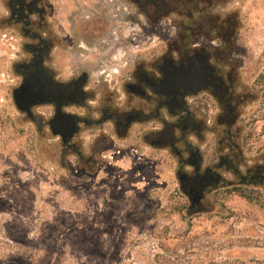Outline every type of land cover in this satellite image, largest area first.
<instances>
[{"label":"rangeland","instance_id":"1","mask_svg":"<svg viewBox=\"0 0 264 264\" xmlns=\"http://www.w3.org/2000/svg\"><path fill=\"white\" fill-rule=\"evenodd\" d=\"M7 1L0 0V264H264V186L221 189L205 209L191 210L176 152L149 146L136 129L96 154L91 135L98 132H85L77 145L82 156L62 159L60 140L40 132L14 103V65L27 41L10 25ZM47 4L62 35H81L86 26L102 31L61 62L67 73L91 70L93 81L107 70L108 85L117 70L128 77L136 61L158 55L178 24L198 26L202 9L227 21L242 98L232 132L247 162L264 161V0H188L184 15L158 20L131 0ZM207 142L197 146L214 147L210 135Z\"/></svg>","mask_w":264,"mask_h":264},{"label":"flooded vegetation","instance_id":"2","mask_svg":"<svg viewBox=\"0 0 264 264\" xmlns=\"http://www.w3.org/2000/svg\"><path fill=\"white\" fill-rule=\"evenodd\" d=\"M131 1L139 12L157 20L165 15H184L188 2ZM7 4L10 25L27 41L26 55L14 65L19 78L15 89L27 83L28 91L38 95L39 104L32 111L38 110L39 131L52 133L51 122L57 114L76 122V132L66 143L55 136L62 144L63 160L70 152L82 156L77 145L85 132H98L91 135L96 154L114 139H127L136 129L137 138L149 146L176 152L178 180L191 194L192 200L185 195L191 210L205 209L206 198L221 189L255 191L254 187L264 186V161L247 162L232 132L242 98L228 40L215 44L212 38V31L228 27L226 36L231 38V26L224 23L210 28L205 19L208 13L202 9L201 27L178 24L174 40L158 55L136 61L128 77L124 70H117L115 82L108 85L107 70L96 72L105 76L93 81L91 70L67 73L61 62L69 49L80 52L77 44L81 42L84 48L83 42L93 37L91 33L102 32L99 28L86 26L81 35H62L52 25L47 0H8ZM193 18L189 13L187 19ZM209 135L214 147L202 151L197 145L208 146Z\"/></svg>","mask_w":264,"mask_h":264},{"label":"water","instance_id":"3","mask_svg":"<svg viewBox=\"0 0 264 264\" xmlns=\"http://www.w3.org/2000/svg\"><path fill=\"white\" fill-rule=\"evenodd\" d=\"M30 87H28L27 83H23L19 88L13 91V99L16 107L20 112L25 114L27 118L35 123V125L40 130L41 123L38 117L33 113L32 107L34 105H38V95L33 91H28ZM62 120L61 127H58V122ZM77 129V125L74 119H64L58 114L51 122V130L54 136H61L66 143L68 141L67 137H71ZM184 195L192 200L191 194L183 187L180 186ZM193 190V189H192Z\"/></svg>","mask_w":264,"mask_h":264},{"label":"trees","instance_id":"4","mask_svg":"<svg viewBox=\"0 0 264 264\" xmlns=\"http://www.w3.org/2000/svg\"><path fill=\"white\" fill-rule=\"evenodd\" d=\"M200 17H202V16H200ZM194 19V18H193ZM203 19V17L201 18V20ZM205 19H206V21L208 22V24H209V27H212V28H214V26L215 25H223L224 23V25H226V22L227 21H221L220 19H217L216 18V20H214V19H212L211 17H210V14H206V16H205ZM188 20V19H187ZM199 21H200V27L203 25L202 23H201V20H200V18L198 19ZM212 20H214V21H212ZM189 21H192V20H189ZM215 21H217V22H215ZM212 33L214 34V35H217V37H222V39H227L228 40V42H227V44H228V49H231L232 48V38H228L226 35L229 33V31H224V30H220V31H212Z\"/></svg>","mask_w":264,"mask_h":264},{"label":"built area","instance_id":"5","mask_svg":"<svg viewBox=\"0 0 264 264\" xmlns=\"http://www.w3.org/2000/svg\"><path fill=\"white\" fill-rule=\"evenodd\" d=\"M105 157H106V158L108 157L109 159H113V156H110V155H109V156L107 155V156H105Z\"/></svg>","mask_w":264,"mask_h":264}]
</instances>
